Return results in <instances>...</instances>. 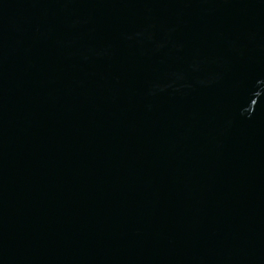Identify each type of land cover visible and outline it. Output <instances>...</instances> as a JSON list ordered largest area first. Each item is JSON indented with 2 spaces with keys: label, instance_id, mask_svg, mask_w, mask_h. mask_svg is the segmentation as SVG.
<instances>
[{
  "label": "water",
  "instance_id": "1",
  "mask_svg": "<svg viewBox=\"0 0 264 264\" xmlns=\"http://www.w3.org/2000/svg\"><path fill=\"white\" fill-rule=\"evenodd\" d=\"M0 264H264V0H0Z\"/></svg>",
  "mask_w": 264,
  "mask_h": 264
}]
</instances>
